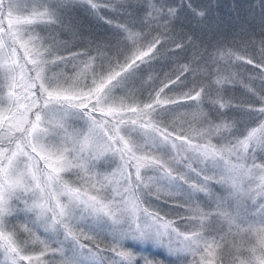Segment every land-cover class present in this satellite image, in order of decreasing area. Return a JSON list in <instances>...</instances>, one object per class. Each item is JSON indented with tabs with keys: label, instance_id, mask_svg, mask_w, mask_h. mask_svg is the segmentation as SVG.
Instances as JSON below:
<instances>
[{
	"label": "snow or ice",
	"instance_id": "6c2138e0",
	"mask_svg": "<svg viewBox=\"0 0 264 264\" xmlns=\"http://www.w3.org/2000/svg\"><path fill=\"white\" fill-rule=\"evenodd\" d=\"M83 2L110 25L114 24V20L101 13L106 9L118 11L119 5L127 4L124 0ZM188 6L192 7L191 4ZM64 7L65 3L37 0L28 16L21 18L20 0H0V69H3L0 95L6 93L7 100L12 102L9 107L0 109V248L4 250L6 264H22L23 261L31 264L33 261L32 255L21 254L24 247L14 239L21 230L28 234L29 239L34 238L43 245L39 255H44L50 245L48 241L40 240L33 231L41 229L62 237L51 241L55 245L51 251L60 254V264H85V258L101 261V264H136L138 254L122 243L126 237L154 242L177 256H191V262L187 259L186 264H212L208 258L215 251L214 245H219L215 239L209 241L203 230L209 228L218 234L224 226L206 225V218L225 221L229 234L234 228L237 234L255 232L259 238V254L253 247L247 260L233 255L227 264H264V94L253 91L261 104L258 110L251 104L246 106L260 117L261 135L257 138V129L254 128L244 139L238 136L234 141L225 138L226 142L219 146L213 145L208 137L222 128L230 131L235 121L227 124L225 117L213 119L210 114H205V126L200 129L177 128L173 123L169 131L170 125L165 120L184 104L182 100L202 103L211 99V79L198 80L178 96L165 93L161 98L165 88L168 92L171 90L169 84L182 83V77L188 73L198 74V66L182 64L178 72L171 75L165 73L167 79L162 81L158 90H154V95L149 93L147 103L141 104L131 96L127 101L114 97L113 91L142 65L154 60L161 48L173 45L174 48L169 47L170 51L183 49L185 41L188 46H195L193 37L180 39L176 35L172 25L177 16L176 8L148 3L139 26L135 23H115V27L122 32L119 39L115 43L93 42L92 51L72 50L67 41L58 42L54 36L49 40L30 35L28 41L33 44L31 64L35 77H30L32 82L26 87L31 90L38 85L40 95L30 91L31 98L24 111L19 112V98L14 91L18 83L15 61L13 53L5 50L6 37L14 39L17 34L13 29L17 25L32 24L34 21L47 20L63 28L61 10ZM193 11L201 19L206 16L204 9ZM153 22L156 27H151ZM257 43L260 46L259 58L255 55L247 58L246 65H253L254 70L260 69L259 77L264 82V35L259 41H234L232 45L238 49L250 46L254 51ZM214 49L215 53L226 50L237 60L245 59L228 49L226 43H219ZM215 53L209 52L205 62L215 64ZM94 64L101 74L97 75ZM69 65H72L73 77L63 71ZM54 68L60 71H54ZM89 71L92 73L91 83L81 82L82 76L87 79ZM147 78L152 79L151 74ZM223 82L217 77L214 83L221 85ZM216 91L218 99L212 100V104L218 112L224 113L225 109L234 107L230 100L220 103V89ZM13 106H16V112H13ZM157 108L162 109L157 115L161 117L163 127L151 119L142 122L140 128L147 137V146H130L131 142L121 135L124 116L121 114L117 120V114L127 112L133 117L130 123L136 125L138 120L150 117ZM33 109H36L34 120L29 121L27 114ZM96 113L103 115L98 119ZM107 116H112L116 122L105 119ZM75 120L83 121L84 126H75ZM14 133H20V136L16 137ZM194 137H202L207 142L194 143ZM253 140L255 142L251 143ZM105 151L119 156L121 164L118 172L123 183L112 179L116 173L110 176L96 170L95 160ZM136 152L142 154L137 155ZM41 153L47 167L34 171L35 158ZM18 157L26 159L18 161ZM52 157H55V166H52ZM129 161L135 162L132 165L134 174L128 171ZM181 166L187 172L180 171ZM144 168L154 174L142 176L141 169ZM65 171L78 177L80 186H70L60 175ZM162 181H167V184ZM175 183L187 186L193 198L177 199L178 194L170 187ZM113 184L115 187L110 189ZM215 186H221L223 193H217ZM137 190L146 196L154 194L157 200H161L163 194L166 203L171 199L173 206L190 213L187 217L177 213L178 219L198 225L199 230L194 227L181 231L178 226H173V221L165 219L169 213L164 212L161 216V209L150 211L151 203L144 207ZM89 191L95 194L89 195ZM196 194H203L210 201L207 207H215V216L213 212L201 209L198 199L194 198ZM60 196L66 197L67 202L62 204ZM89 223H102L109 228L111 239H99L101 243L106 242L108 251L114 254L110 261L99 259L96 252L80 243V236L90 240L98 238L95 234L89 236L85 233V225ZM220 238L224 239L223 236ZM96 248L99 250L98 244ZM142 259L143 264H163L147 257Z\"/></svg>",
	"mask_w": 264,
	"mask_h": 264
},
{
	"label": "rangeland",
	"instance_id": "374dc122",
	"mask_svg": "<svg viewBox=\"0 0 264 264\" xmlns=\"http://www.w3.org/2000/svg\"><path fill=\"white\" fill-rule=\"evenodd\" d=\"M103 2V0H94L97 3ZM145 7L148 3H155L157 5H166L169 6V1L173 2L174 0H144ZM37 0H20L21 3V12L19 15L21 18H26L31 10L32 6L35 5ZM48 3H65V7L61 10L62 16L64 19V26L61 28L60 26H54L51 22L45 21H34L32 24H20L17 25L13 31L16 32V37L7 38L5 43V50L12 52L15 61L16 67V76L18 83L14 89L18 99V106L19 112L24 111V106L27 105L29 99L31 98L29 92H34L36 96H39L40 93L37 91V88H32L29 90L26 85L30 84L32 81L30 79L35 77L34 66L31 64V59L33 58V44L28 41L30 35L32 36H39L45 37L47 39H51L53 36L58 42H68V46L75 51L83 52L85 49L92 51V43L93 42H111L115 43L116 40L122 35L121 30L115 27V25L105 24L103 19L100 18V15H97L94 10H92L83 0H47ZM192 7L186 10H177V16L173 20L172 25L173 28L178 25V22L181 20L183 21V25L186 27L187 34L195 33L196 29L194 26L201 25L199 24L203 19L196 16L193 9H201V1L197 0L194 5L191 2ZM218 6H222L221 12H218L219 19H213L211 16L214 24L220 23L221 24H228L230 21H233V26L239 31V33L235 36H231V39H222L218 41L219 43H226L227 47L233 48L232 42H241V41H248L253 39L252 36V28L246 25L248 20L254 19L256 20L255 30L257 34H264V0H220ZM219 8V7H218ZM43 11V9H40ZM219 10V9H217ZM150 11V10H149ZM257 11V13H256ZM118 13V11H112L110 9L104 10L101 15H107L109 19H113V17ZM145 15V11L141 12L132 17L124 18V23H135L138 26L141 24L143 16ZM210 15L209 12H206V16ZM205 16V17H206ZM140 20V21H138ZM157 24L155 22L151 23V27H156ZM209 26V25H208ZM203 30L198 31L201 41H206L207 36L213 34L211 31L212 27L202 26ZM139 30V29H135ZM226 34V33H224ZM259 35L258 40L259 41ZM142 42V41H141ZM130 43V42H129ZM249 46H245L247 48ZM206 48V46H205ZM229 49V48H228ZM223 52V51H222ZM233 52V51H232ZM93 51V55H94ZM238 55V54H237ZM217 57V61L215 64H209V62H204L203 65V74H208L212 71V74L219 76V78L223 79V83L218 85L220 89V95H224L227 97L234 107L229 109H225L224 113H220L217 111L215 105L212 104L213 99H205L202 103L195 101V100H182L183 105L179 106V108L172 114H169L165 120L170 125L169 131H171V125L174 123L177 128H195L200 129L204 127L203 124L205 114H210L213 119H219L221 117H225L224 122L227 124H232L235 121L234 127L229 131L228 129L222 128L218 133H215L208 137L213 145L219 146L222 143H225L227 138L228 140L234 141L235 138L238 136L241 140L244 139L252 129H257L256 137L258 138L261 133L259 131L260 128V117L250 108L246 107L247 105L251 104V107L255 109H259L258 107V98L253 95V91L260 94L264 92V83L259 86V83L247 77L244 72H246L244 66V60H237L235 56H230L227 51L225 50L224 53L220 52V55ZM206 61V60H205ZM122 62V61H121ZM77 64H80V61H76ZM98 64V62H97ZM207 64V65H206ZM82 67V65H81ZM94 69L97 75L101 74V70L97 65L94 64ZM210 67V68H209ZM213 67V70L211 68ZM164 69L161 68V70ZM54 71H60V69H53ZM159 65L155 64L154 60L149 62L148 64L142 65L139 70L132 76H130L125 83L118 87L113 91V96L116 98H125L127 101L128 97H135V99L143 104L149 102L148 96L149 93L152 92L154 95V90H157V85L161 84L159 81V76L162 74ZM63 71L69 76H74V71L72 65H69L67 68L63 69ZM79 71V69H76ZM161 72V73H160ZM47 75H51V73H46ZM151 74L152 79L148 80L147 76ZM91 71L87 73V79L83 76L81 77V82L83 83H91ZM249 76V75H248ZM226 78V79H225ZM192 79V78H191ZM255 79V78H254ZM3 80V69H0V81ZM147 80V83H145ZM160 82V83H158ZM151 85V87H149ZM183 85L180 84L179 87H173L174 90L171 89L168 92V89L164 90V93H161V98L164 97V94L167 93L168 95H177L175 92ZM252 90V91H250ZM178 96V95H177ZM228 100V101H229ZM220 103L225 102V99L219 100ZM199 103V107L197 104ZM12 104L11 101L7 100L6 93L0 95V109H5ZM16 106H13V112H16ZM36 109H33L31 112L27 114V119L29 121L34 120V112ZM162 109L157 108L156 112H153L150 117H144L143 120H138L136 125H132L130 120L133 118L127 112L118 113L117 120L119 116L122 114L125 119V123L120 126L121 135L125 137L126 140H129L130 146H147V137L144 135L143 129L140 128V124L142 122H146L147 120L151 119L153 123L157 124L158 126L163 127V124L160 123L161 117L157 115V113L161 112ZM103 114L96 113L97 118H101ZM105 119L116 122L113 120L112 116H107ZM216 123H220L219 120L215 121ZM75 126L83 127L84 122L80 120L74 121ZM27 126V125H25ZM43 127V125H42ZM235 135V136H233ZM14 136L19 137L20 133H14ZM194 143H206L207 141L202 137H194ZM253 140L251 143H254ZM251 150V149H250ZM25 151H30V149H25ZM135 151V148H134ZM165 154H166V150ZM257 152L259 150L257 149ZM137 155H141V152H136ZM157 155H163L162 153L156 152ZM35 156V153H33ZM43 153L40 156H36L35 163H34V171L43 170L47 167L45 159H43ZM26 158L18 157V161H23ZM52 166H55V157L51 158ZM134 161H129V168L128 171L133 173L135 172ZM96 170L99 172L104 173L105 175H110L112 173H116L112 179L121 180L118 172V167L121 164L118 155H113L111 151L103 152L96 160ZM21 166H23L21 164ZM195 167V165H193ZM50 170V169H49ZM180 171L187 172V169L180 167ZM154 174L152 170L144 168L141 169V175L147 176ZM175 175V172L173 173ZM63 179L73 187L80 186L77 181L78 177H76L72 172L65 171L60 173ZM162 183L167 184V181H162ZM115 184L110 185L109 188H114ZM171 190L176 192L177 199H190L193 198V195L188 191L187 186L175 183L170 186ZM214 190L217 193H223V188L221 186H215ZM153 193L155 192V188L152 189ZM95 194L92 191H89V195ZM108 193L106 192L105 195ZM137 194L140 195V200L143 203L146 195L141 194L139 190H137ZM151 200L147 201L151 203L155 200V195L148 196ZM161 198H166L161 195ZM198 199V203L201 209L204 212H213L215 216L216 210L213 206L212 208L207 207L210 204V201L203 195V194H196L195 197ZM62 204L66 203V197L60 196L59 197ZM171 200V199H170ZM172 202V200L170 201ZM55 203V200L52 201ZM144 204V203H143ZM144 206V205H143ZM151 209V208H150ZM172 210V208L170 209ZM231 211V209H228ZM190 215L187 211L185 212L184 216L187 217ZM204 223L207 225L209 223H214L218 228L220 224H223V231H220L218 234L213 232L212 229L205 228L204 234L212 241L215 239L216 244L219 247H215V251L212 256L208 259L212 261V264H219L221 257L226 259H231L233 255H238L240 259L247 260L250 255V249L253 247L257 248V254H259V238L255 232L253 233H236V230L233 228L232 233H228L227 223L221 220H213L211 218H206ZM196 228L199 230L198 225L194 224H185V227L181 229L184 231L186 229L191 230L192 228ZM244 227H247L246 225ZM259 227V225H256ZM35 235L40 238V240L48 241L50 248L48 251L45 252L43 256H40L39 253L43 249V245L36 241L34 238L29 239L28 234L21 230L20 232L27 236L28 239L27 246L29 247V252L24 249L21 254H27L33 256V261L31 264H60V254L56 253L53 254L51 248L55 247L51 241H57L62 239V237L58 236V234L54 232H44L43 229L36 231ZM85 233L89 236L97 235L99 238L104 239L105 241L111 239V234L109 228L104 224H86L85 225ZM91 231V232H88ZM211 232V235L209 234ZM223 236L224 239L220 237ZM82 238L84 236H80V243H82ZM16 240V237L14 236ZM17 242V240H16ZM126 248L133 250L135 253L138 254V259L136 264H143V257H147L153 260L162 261L163 264H186L187 259L191 262L192 257L186 256H177L169 252L166 247L160 246L151 241H139L132 239L131 237H126L122 241ZM19 245V243L17 242ZM103 246L99 247V250H94L97 253V257L99 259H104L110 261L111 256L114 255L110 253L106 247V242L102 243ZM89 248V247H87ZM91 249V248H90ZM197 259L199 257L197 256ZM0 264H6L4 250L0 248ZM22 264H29L28 261H23ZM85 264H101V261L98 260H90L85 258Z\"/></svg>",
	"mask_w": 264,
	"mask_h": 264
},
{
	"label": "trees",
	"instance_id": "16d2710c",
	"mask_svg": "<svg viewBox=\"0 0 264 264\" xmlns=\"http://www.w3.org/2000/svg\"><path fill=\"white\" fill-rule=\"evenodd\" d=\"M197 0H174L173 2L169 1V7H173L176 8L177 10L181 11V10H186L189 9L190 7L188 6V2L193 3L194 5L195 2ZM201 1V9L206 10V12H209L210 15L206 16L199 24L201 25H196L194 26V28L196 29V31H194L195 33H191V34H187L186 32V27L182 24L183 21L181 20L180 22H178V25L176 27H174V31L176 33V35L180 38L183 39L186 36H191L193 37V39L196 40L195 46L194 47H190L187 45V41H185V47L183 49H179V50H173L170 51L169 47H173V45L170 46H165L163 48L160 49L158 55L156 56V58L154 59L155 64L159 65L160 70L161 68L164 67V69L161 70L162 74H160L159 76V81H165L167 79V77L165 76V73H167L168 75H171L173 72H178L179 68L182 64H190L193 67H199V72L198 74H192V73H188L185 75V77H182V83L183 85L177 89V91L175 92L177 95H179L180 93L187 91L190 87H192L194 85V83H196L198 80L200 79H204L205 81H207L208 79H211L213 81V85H212V89H211V99L216 100L218 99L217 97V91L216 89L218 88V85H215V80H216V76H214L212 74V71H210L208 74H203V65L205 60H207V56L209 52H213L215 53V49L214 46L217 45L218 41L222 40V39H231V36H235L239 33V31L235 28V26H233V21H230L229 25L228 24H221L220 27L219 24H214L211 16H213V19H219V14L218 12H221L222 10V6H218L219 1L220 0H199ZM125 3L127 4H123V5H119V10L118 13L113 17L114 20V24L111 25H115V23L117 22H124V18L127 17H132L140 14L141 12L146 11V7H145V1L144 0H124ZM101 3V1H100ZM219 7V8H218ZM219 9V10H217ZM183 12V11H181ZM257 13V11H256ZM140 21V20H138ZM103 22L105 23V21L103 20ZM107 24V23H105ZM110 25V24H109ZM209 25V26H208ZM246 25H248L249 27H253L252 28V36L253 39L258 40V35L256 30H255V26H256V20L251 19L248 20L246 22ZM202 26H207V27H212L211 31L213 32L212 35L207 36V40L206 41H201V37L198 33V31L203 30ZM226 33V34H224ZM262 35L264 34H260L259 35V39L262 37ZM143 43V42H141ZM206 46V48H205ZM231 51L235 52L238 55L244 56L245 59L244 60V68L246 70L245 75L247 77H249V79H251V77L253 78V80L259 83V86L261 87V84H263L264 82H262L260 80L259 77V72L261 71L260 69H253V65H246V59L249 57H252L253 55H255L257 58H259V54H260V46L257 43L255 45V49L253 51L252 47H247V48H242V49H238V48H230ZM221 53H224L221 52ZM215 55H220L219 53H215ZM217 57L219 56H215V59L217 61ZM210 66L212 64L211 61H208ZM207 62V63H208ZM207 65V64H206ZM210 68V67H209ZM211 70H213V67L211 68ZM160 72V73H161ZM249 75V76H248ZM219 77V76H218ZM175 77H173L174 79ZM192 78V79H191ZM158 82V83H160ZM182 83H178L177 85L174 84H169V87L171 89H175L173 87H179L180 84ZM162 86V82L161 84L157 85V90L158 88ZM264 87V86H263ZM167 88H165V92H166ZM260 93V92H259ZM261 94H264V92H262ZM219 96L222 97V100L225 99V101H228L229 99L227 97H225L223 94ZM221 100V99H220ZM258 107H261V104L258 102ZM145 199L143 200V205L144 207H148L149 203L147 201L151 200L148 196L144 197ZM163 199L166 198H161V200H157L155 198V200H153L151 202V209L150 211H154L156 209H161L162 212L160 213L161 216H164V212L169 213L165 219L167 220H171L173 221V226H178L180 228V230L185 227V224H187L184 221H181L178 219L177 217V213H181V215L184 216L186 210L183 209H178L175 206H173V203L170 202L171 200L169 199L168 203L164 202ZM172 208V210H170ZM16 240L19 243V245L23 246L25 250H27L29 252V247L27 246V243L25 244L24 242H28L27 236L21 232H18L15 234ZM101 239V238H100ZM99 237L95 240H90V239H85L82 238V243L84 245H86L87 247L97 250L96 245L98 244L99 247L103 246L102 243L100 242ZM28 248H26V247ZM230 259H226L223 255V257H221L219 264H227V261H229Z\"/></svg>",
	"mask_w": 264,
	"mask_h": 264
}]
</instances>
